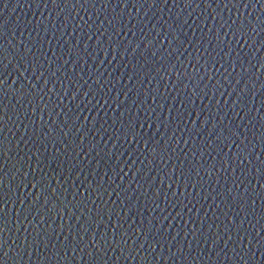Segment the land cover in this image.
<instances>
[{
    "label": "water",
    "instance_id": "95a60500",
    "mask_svg": "<svg viewBox=\"0 0 264 264\" xmlns=\"http://www.w3.org/2000/svg\"><path fill=\"white\" fill-rule=\"evenodd\" d=\"M0 264H264V0H0Z\"/></svg>",
    "mask_w": 264,
    "mask_h": 264
}]
</instances>
